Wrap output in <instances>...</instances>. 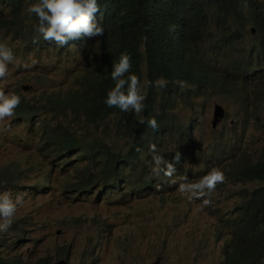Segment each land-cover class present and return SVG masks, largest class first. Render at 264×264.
<instances>
[{
    "label": "clouds",
    "instance_id": "clouds-1",
    "mask_svg": "<svg viewBox=\"0 0 264 264\" xmlns=\"http://www.w3.org/2000/svg\"><path fill=\"white\" fill-rule=\"evenodd\" d=\"M159 2L160 0H38V2L32 0L24 2L25 6L21 10L20 15L27 16L28 22L31 25L34 24L33 30L36 33V37L33 43H39L41 37L44 41H54L57 45L55 47L50 46L52 49H48V51L57 53L54 58L57 59L55 70L59 73L63 68H66L65 70L69 73L70 80L56 85L57 87L48 88L43 91L39 98H27L25 95L27 91L33 88V85H18V93L13 91L7 94L0 85V233H2L0 235V264H73L66 244H60L59 242H55L43 255H40L34 249L28 255L14 251L11 232L16 231L17 227L20 226L15 215L18 211V205L22 204L23 201L19 195L15 198L13 190L27 188L25 191L27 194L37 195L50 186L53 177L51 169L44 166L42 159L36 160L34 158L33 150L23 146L22 143L15 146L17 149L15 152L11 149L10 146L14 144H12L10 136H3L1 132L7 130V126L3 124L4 121L9 119L21 124L31 142L30 145L33 146L40 156L48 159L49 162L55 157H67L71 160V168L74 170L77 180L71 182L69 188L75 194H81L87 189H96L102 195L108 194L115 188L124 187L131 190L129 184L125 181L107 188L99 186L92 188L81 183L75 167L82 166L84 162H82L77 152L75 154L69 152L66 138L70 133H73L78 145L83 136L82 124L84 115L82 113L79 114L77 109L84 101L78 98L76 93L81 88V79L87 58H92L93 62L98 66H100V63L102 65L103 55L97 40L98 36L104 34V27L101 23L105 22L106 18L110 16L111 20L109 21L118 26L126 22L132 10L135 12L141 10L147 13V17L150 18L153 14L157 15ZM206 3L207 1L203 7ZM249 4L253 12L251 19L247 23H243V27H236L234 32H237V34L231 36V41L234 42L232 52L238 55L237 61L233 62L230 57L223 54L224 51L220 47L214 44L218 54L217 60L221 58L222 60L215 65V81L217 82L214 84L212 92L217 90L219 94L227 93L220 91L216 84L223 81L235 83V90L227 94L238 99L241 106L240 101L242 99L250 102L256 94H264V91L253 88L255 84L262 81V78L264 79V71H255L259 68L258 63H262L264 60V0H250ZM184 5L191 11L189 14L193 18V14L197 16L196 11L198 9L194 0L186 1ZM206 11L208 14L216 16L217 8L209 3ZM207 18L209 19V17ZM14 27L25 28L21 25ZM0 31H5V41H0V80L9 76L10 64H15L25 70L34 67L36 63L34 60L23 64L16 62L10 42L12 40L19 41L15 51L29 52L42 49L33 45L27 46L14 33L1 29ZM85 37H95L96 41L88 42L87 39V45H80ZM67 43L66 47H70V50L61 52L58 47ZM83 48H88L92 53L78 58L72 56L73 50H80L81 52ZM230 51L228 49V52ZM118 58L119 62L115 63ZM144 61L147 62V59H144ZM237 62H242L246 65V68L242 71L237 69ZM112 64L113 68L111 67ZM112 64L105 66L111 67L109 70L111 82L105 95V103L113 113L102 121L90 125V133L92 136L102 139L115 153L127 155L130 153L132 145L143 133L140 125L126 118L127 114H133L135 117L141 118L140 123H146L149 128L157 129L159 125L155 118L144 120L146 119L145 94L147 87L145 63L142 66V80L135 74H129L132 63L131 57L127 53H122L120 57L118 56L113 60ZM241 72L251 74L247 82H245ZM92 74L94 82L91 87L90 97L87 100L89 102L96 101L100 96L101 90L97 81V69L94 65ZM177 83L181 89L187 86L185 81H178ZM166 84L167 81L163 78L155 81V87L158 89L165 87ZM183 97L176 101L179 103V100L183 99ZM196 98L192 102L188 101L186 107L194 110L201 105L202 102ZM218 104L224 108V114L223 117L214 123L216 105ZM125 112L128 113L124 114ZM174 113H176L175 110ZM194 113V117L187 121L181 120L180 116L173 117V123H181L164 129L166 145L163 141L164 147L161 148L154 141H148L147 146L151 153L135 157L132 161L136 170L148 176L150 181L154 183V186L142 190L147 192L144 195L149 194V191L155 188L159 189L164 185L165 180H170V183L176 184L177 180L180 179L181 182L178 185L179 193L189 202L200 200L203 210L215 220V234L213 237L216 242L222 244L223 259L218 263L221 264L226 258L224 245L232 239V235L228 228L230 227L229 223L226 222L225 229L222 227L220 219L223 217L236 218L238 212H241L242 216L250 224L252 212L249 203H247L246 198L242 197L241 192L245 188L251 192L264 185L263 180L250 181L246 178L231 180L230 178L232 177L226 173L233 168H239L246 164L254 165L264 159V125H260L255 129L257 145L237 152L235 146L231 145L229 136L242 135L243 137L249 131L252 122L249 121L247 123L249 127L244 130V123L237 115L229 128L231 131L222 130L218 135H213L227 114L225 107L221 103H215L211 118V133L207 139L198 141L196 136L202 123L198 112L194 111ZM121 115L123 117L120 119ZM108 119H111L110 123L106 122ZM244 119L246 120V118ZM101 126H104V129H101ZM234 127L237 128L236 134L233 133ZM113 135L118 139L127 141V148L124 151L119 146H115V138L111 142L109 141V138ZM227 140H229V145ZM168 144L172 145L171 150L167 148ZM217 144L223 145L224 149L218 148L214 150ZM136 151L141 152L142 150L138 147ZM215 151L221 153L205 162L206 157ZM59 152H62L63 155L54 156ZM187 160H191L193 163H187ZM221 163H224L223 166H221ZM148 166L151 168L150 171H148ZM27 170L43 172L41 182L35 184L34 187L22 184V177L19 173ZM191 177L193 182L188 181ZM244 181L258 184L251 188H241L238 192L240 201L233 208L226 212L218 210L213 197L216 189L226 185L228 182ZM138 196H142V194H138ZM222 229H225V232L219 231ZM262 264H264V259Z\"/></svg>",
    "mask_w": 264,
    "mask_h": 264
},
{
    "label": "rangeland",
    "instance_id": "rangeland-1",
    "mask_svg": "<svg viewBox=\"0 0 264 264\" xmlns=\"http://www.w3.org/2000/svg\"><path fill=\"white\" fill-rule=\"evenodd\" d=\"M0 41H5V31H0ZM18 45V40L10 42L16 62L23 64L34 60L36 63L29 70L9 65V76L0 80L6 94L18 93V85L30 84L33 88L27 91L26 97L39 98L48 88L70 80L66 68L56 72V52L15 51ZM72 56L78 58L83 54L80 50H73ZM196 99L202 104L192 110L186 107L190 99L185 94L175 112L183 121L194 117V111L198 112L202 123L196 136L198 141L207 139L211 133L215 103H221L227 114L213 135L222 130L231 131L229 128L237 115L246 118L239 100L227 93L219 94L217 90L212 92L209 89L207 95ZM247 117V123L252 122L249 131L243 137L229 136L237 152L257 145L255 129L264 125V94L258 93L250 100ZM3 124L7 126V130L1 131L3 136H10L14 144L11 149L15 152V146L22 143L33 150L34 158H41L44 166L51 169L53 177L50 186L37 195L27 194V188L13 190L15 198L19 195L23 201L15 215L20 226L11 232L15 252L28 255L34 249L43 255L55 242H59L66 244L73 264H218L223 259L222 244L213 237L214 218L203 210L200 200L189 202L179 193L180 179L176 184L165 180L163 186L147 195H144L146 191L132 193L124 187L115 188L106 195L96 189L75 194L69 188L70 183L77 180L69 158L55 157L49 162L30 145L21 124L9 119ZM113 138L116 139V147L123 151L127 148L126 140L113 135L109 141ZM167 148L171 150L172 145L168 144ZM186 162L193 163L191 160ZM42 174L33 170L19 173L21 183L32 187L41 182ZM192 179L188 181L193 182ZM257 184L228 182L213 194L215 206L220 211H228L240 201L238 192L241 188Z\"/></svg>",
    "mask_w": 264,
    "mask_h": 264
},
{
    "label": "trees",
    "instance_id": "trees-1",
    "mask_svg": "<svg viewBox=\"0 0 264 264\" xmlns=\"http://www.w3.org/2000/svg\"><path fill=\"white\" fill-rule=\"evenodd\" d=\"M32 0H0V29L14 33L22 39L27 46L33 45L42 50L52 49L57 44L54 41H44L41 37L39 43H33L36 33L34 24L28 22L27 16H21L24 2ZM38 2V0H36ZM188 0H160L158 4L157 15L153 14L150 18L147 13L138 10H132L126 22L115 26L108 16L101 24L104 27V34L96 36L100 51L103 55L102 65L98 66L92 58H87L86 66L81 79V88L76 96L83 100L77 112L84 115L82 124L83 136L78 145L76 137L70 133L66 138L68 150L71 154L80 155L84 164L76 166L80 182L87 187L96 188L99 186L107 188L116 186L122 182H127L132 192L142 191L143 189L154 186L148 176L139 173L133 158L143 154H150L147 146L148 141H154L157 146L166 145L165 128L175 126L181 122L173 123V117L177 116L174 110L178 108L176 101L185 94L192 102L195 97L205 96L209 89L214 88L217 82L215 74V65L220 63L218 59L216 44L220 47L233 62L237 61V54L232 52L234 42L231 36L237 34L234 32L238 26L243 27L252 15L250 0H194L197 11L191 16V11L184 5ZM206 5L203 7L204 3ZM211 3L216 6V16L207 13L206 7ZM209 17V19L207 18ZM108 22V23H107ZM21 25L25 28H16ZM215 27L216 32L213 31ZM88 42L96 41L95 37H85L80 45H87ZM76 40V39H75ZM72 41V40H70ZM69 41V42H70ZM68 42V43H69ZM58 47L61 52L70 50V47ZM79 45V46H80ZM230 47V48H229ZM228 49L231 50L228 52ZM83 56L92 53L88 48L82 49ZM122 53H127L131 57L132 67L129 74L137 75L141 80L143 78L142 66L145 63L147 87L145 94V121L155 118L158 122V128L152 129L147 124H141V118L133 114H127L129 121L135 122L143 130L142 135L132 145L130 153L122 155L115 153L112 148L102 139L92 136L90 125L96 124L109 116L113 111L105 103V95L111 82L110 69L113 68V60ZM147 59V62L144 61ZM119 62V58L115 63ZM112 64V65H111ZM259 68L255 71H264V60L258 63ZM97 69V81L100 84V96L94 102L87 101L91 94V87L94 82L92 67ZM111 65L110 68L105 67ZM236 67L244 70L246 65L237 62ZM245 82L249 79V73L241 72ZM163 78L167 84L163 88H156L155 81ZM178 81H185L188 89H181ZM220 91L227 93L235 90V83L223 81L216 84ZM257 90L264 91V79L254 87ZM245 117L249 100H241ZM123 116H120V119ZM243 121V129L249 127L246 120L238 115ZM170 130V129H169ZM168 130V131H169ZM237 128H233L236 134ZM162 132V134H161ZM165 138V139H164ZM229 145V140H227ZM140 148L142 151L137 152ZM224 149L223 145L217 144L214 150ZM135 151V153H133ZM221 152L215 151L206 157L205 162L213 159ZM63 155L62 152L54 156ZM171 156V155H170ZM232 177L231 180L249 179L250 181H264V159L251 165L246 164L242 167L233 168L226 173ZM243 198L252 212L250 224L238 212L236 218H221L222 227L226 229V222L232 235V239L224 245L226 258L221 264H262L264 259V185L249 192L247 188L241 192ZM252 203V204H251ZM225 229L219 230L225 232ZM227 235V234H225Z\"/></svg>",
    "mask_w": 264,
    "mask_h": 264
},
{
    "label": "water",
    "instance_id": "water-1",
    "mask_svg": "<svg viewBox=\"0 0 264 264\" xmlns=\"http://www.w3.org/2000/svg\"><path fill=\"white\" fill-rule=\"evenodd\" d=\"M223 114H224V108L221 105H219V104L216 105L214 123H216L219 118L223 117Z\"/></svg>",
    "mask_w": 264,
    "mask_h": 264
}]
</instances>
